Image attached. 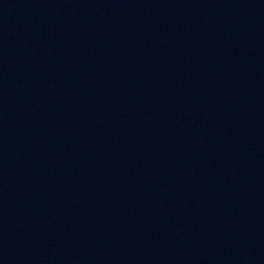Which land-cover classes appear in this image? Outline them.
Here are the masks:
<instances>
[{
	"label": "water",
	"instance_id": "obj_1",
	"mask_svg": "<svg viewBox=\"0 0 264 264\" xmlns=\"http://www.w3.org/2000/svg\"><path fill=\"white\" fill-rule=\"evenodd\" d=\"M0 264H264V0H0Z\"/></svg>",
	"mask_w": 264,
	"mask_h": 264
}]
</instances>
